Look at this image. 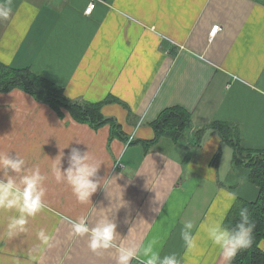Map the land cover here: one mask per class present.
Segmentation results:
<instances>
[{
  "label": "crops",
  "instance_id": "1",
  "mask_svg": "<svg viewBox=\"0 0 264 264\" xmlns=\"http://www.w3.org/2000/svg\"><path fill=\"white\" fill-rule=\"evenodd\" d=\"M90 1L0 0L10 9L0 18V63L28 68L69 99L100 103L128 137L108 141V124L92 129L24 90L0 91V153L25 161L9 175L39 168L45 190V208L25 214L26 231L12 239L5 232L20 213L0 210V264H116L121 247L136 249L130 264L172 254L179 264H228L209 229L236 199L255 200L258 187L213 129L200 140L193 133L232 123L243 148L264 151V0H95L85 14ZM171 106L191 113L187 139L145 148L151 122ZM73 147L100 164L87 203L56 179ZM81 220L89 229L114 222L112 247L93 252L90 233L73 230ZM188 222L193 246L181 236ZM40 229L53 236L50 245L37 238Z\"/></svg>",
  "mask_w": 264,
  "mask_h": 264
},
{
  "label": "trees",
  "instance_id": "2",
  "mask_svg": "<svg viewBox=\"0 0 264 264\" xmlns=\"http://www.w3.org/2000/svg\"><path fill=\"white\" fill-rule=\"evenodd\" d=\"M14 88L24 90L48 104L59 116H62V109L67 110L75 121L85 123L92 129L108 124L110 127L108 141L112 138L128 140L120 124L113 117L102 114L100 103H85L69 99L63 94L62 87L36 75L28 68H13L0 63V91L5 92ZM150 126L155 135L153 139L143 142L145 148L160 139L182 145L191 128V113L179 106L167 107L158 114ZM208 128L213 129L221 140L231 145L232 162L247 167L249 180L258 187L255 200L236 199L223 220V227H234L240 222L239 212L243 207L247 208L249 220L255 224L250 246L238 251L231 264H264V251L259 247V242L264 240V151L243 148L240 145L237 125L224 121H213L195 130L193 135L200 140L203 132ZM217 156L218 153L214 157Z\"/></svg>",
  "mask_w": 264,
  "mask_h": 264
},
{
  "label": "clouds",
  "instance_id": "3",
  "mask_svg": "<svg viewBox=\"0 0 264 264\" xmlns=\"http://www.w3.org/2000/svg\"><path fill=\"white\" fill-rule=\"evenodd\" d=\"M9 12L10 9L0 8V18H7ZM24 163L23 159H13L8 153H0V172L3 173L0 177V210L17 209L20 213L18 218H13L8 224L5 235L9 239L26 231L25 214L29 217H35L45 208L42 201L45 190L38 187L40 181L44 179L40 175L39 168L31 175L19 177L9 175V170L18 174L21 173ZM68 164V168L63 171L56 167V179L60 181L65 178L77 200L81 203H87L98 189L99 182L95 177L98 174L100 164L87 152L82 154L81 150L75 147L70 150ZM239 216L240 222L234 227L225 228L217 224L208 232V238L221 250L222 256L228 261V264H231L238 251L250 246L252 232L255 228V224L249 220L247 208L242 207ZM192 228V223L188 222L181 230L182 238L190 246L195 243L194 235L190 231ZM73 230L79 236L90 233L88 246L93 252H98L101 249L106 250L112 247V241L116 235V224L108 220L104 222L102 227L89 229L81 220L79 223L73 224ZM36 235L44 245H50L53 240V236L51 234L46 235L44 229H40ZM119 253L116 264H130L136 255V249L121 247ZM158 259L157 255H152L147 260V264H157ZM160 264H179V262L176 255L172 254L164 257Z\"/></svg>",
  "mask_w": 264,
  "mask_h": 264
},
{
  "label": "built area",
  "instance_id": "4",
  "mask_svg": "<svg viewBox=\"0 0 264 264\" xmlns=\"http://www.w3.org/2000/svg\"><path fill=\"white\" fill-rule=\"evenodd\" d=\"M94 6H95V0H91L88 3V5L86 6V8L84 9V13L85 14H90L91 11L93 10ZM218 29H219L218 25L213 26L211 31H210V34L213 35ZM139 264H147V263L140 262Z\"/></svg>",
  "mask_w": 264,
  "mask_h": 264
}]
</instances>
